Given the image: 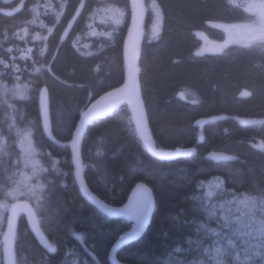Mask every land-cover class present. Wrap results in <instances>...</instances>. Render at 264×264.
<instances>
[{"label":"trees","instance_id":"16d2710c","mask_svg":"<svg viewBox=\"0 0 264 264\" xmlns=\"http://www.w3.org/2000/svg\"><path fill=\"white\" fill-rule=\"evenodd\" d=\"M117 1L126 12L123 26L109 37L101 32L97 39L86 35L97 0H0L2 78L9 82L7 72H15L31 87L28 98L18 103L25 117L38 118V102L45 93L49 133L43 125L36 126L34 141L57 161L56 171L47 169V222L41 226L52 249L42 245L21 212L15 223L12 264L13 254L26 264H62L72 249L84 250L87 263L110 264L113 242L132 228L126 221L103 216L84 200L73 181L66 145L84 108L123 82V41L130 15L128 0ZM153 1L159 9V32L147 38L145 16L139 62L148 129L158 150L195 151L170 161L152 157L138 140L125 106L86 129L83 176L96 197L118 207L137 183L153 194L143 236L117 253L126 264H168L167 256L195 237L197 223L204 220L195 200L202 183L216 181L214 200L264 195V149L251 144L256 140L264 144V124L237 122L264 118V43H230L218 53L195 54L201 45L197 32L222 42L224 32L218 25L249 22L253 15L228 0ZM211 116L225 118L206 124L197 144L193 122ZM211 151L236 159L216 164L205 158ZM259 244L262 254L264 242Z\"/></svg>","mask_w":264,"mask_h":264},{"label":"rangeland","instance_id":"374dc122","mask_svg":"<svg viewBox=\"0 0 264 264\" xmlns=\"http://www.w3.org/2000/svg\"><path fill=\"white\" fill-rule=\"evenodd\" d=\"M97 0L89 15L86 35L99 39L100 33L109 37L122 27L125 21V8L117 0ZM252 14L249 22L221 24L224 40L217 42L203 33L197 32L201 45L195 54L218 53L230 43L260 45L264 43V0H228ZM145 16L147 38L159 32V9L153 0H146ZM38 16V15H37ZM107 28L108 32H105ZM37 37V35H33ZM91 43L86 45L90 50ZM0 70V264H4L3 235L6 231L10 210L19 203L29 205L35 222L39 241L47 249L42 225L47 222V187L49 170L56 171V160L40 151L34 141L36 126L42 125L40 96L37 119L25 117L20 101L28 98L31 87L21 81L15 72H7L9 82L2 78ZM6 73V74H7ZM254 147L264 149V144L256 140ZM29 192V195H22ZM199 206L204 220L197 223L195 237L188 238L185 247L178 246L166 258L168 264H264V253L259 242H264V195L245 194L234 198L214 200L218 195L216 181L202 183L199 188ZM211 199L212 201H210ZM204 207V208H203ZM212 217V218H211ZM16 240V239H15ZM82 249L68 250L62 264H90ZM191 257L188 260V257ZM187 257V258H186ZM13 264H26L22 257L13 254Z\"/></svg>","mask_w":264,"mask_h":264},{"label":"water","instance_id":"95a60500","mask_svg":"<svg viewBox=\"0 0 264 264\" xmlns=\"http://www.w3.org/2000/svg\"><path fill=\"white\" fill-rule=\"evenodd\" d=\"M129 2L130 16L128 29L123 41L122 52L124 67L123 82L120 86L98 96L85 107L78 117L75 129L72 132L71 140L66 144L70 154L73 181L84 200L103 216L112 219H121L132 226L134 225L132 231L122 234L112 244L108 254L110 264H126L117 259V253L120 249L138 241L143 236L150 222L154 200L152 192L142 185H137L133 189L127 202L118 207L104 203L89 190L83 176L81 147L84 132L90 123L97 118L111 114L121 106H125L128 110L130 121L137 138L151 156L161 160H175L194 153V148H181L163 152L158 150L152 141L139 85V62L145 36L144 2L143 0H129ZM41 109L44 129L46 133H49L44 92L41 96ZM222 118V116L201 118L197 120L194 125L201 131L207 123L218 121ZM239 123L245 126L257 125L259 123H264V119L246 118L240 119ZM205 158L214 163L233 159L229 154L224 152H211L208 153ZM20 211L26 213L31 227L35 230V223L29 206L25 203L16 204L9 212L6 231L2 239L4 264H12L11 249L14 239L15 222L17 214Z\"/></svg>","mask_w":264,"mask_h":264},{"label":"bare ground","instance_id":"6f19581e","mask_svg":"<svg viewBox=\"0 0 264 264\" xmlns=\"http://www.w3.org/2000/svg\"><path fill=\"white\" fill-rule=\"evenodd\" d=\"M128 11H129V15H130V2H129V0H128ZM144 13H145V8H144ZM145 31V30H144ZM85 109V108H84ZM79 117V116H78ZM212 117V116H211ZM223 118L222 119H224L225 117L224 116H222ZM98 119V118H97ZM199 119H201V118H199ZM199 119H197V120H199ZM241 119H246V118H241ZM260 119H264V118H260ZM78 120V119H77ZM96 120V119H95ZM94 120V121H95ZM197 120H195L194 122H193V126L194 127H196L197 128V130H198V134H197V140H196V143L197 144H200L201 142H202V140H203V135H202V131H203V129L200 131L199 129H198V127L197 126H195L194 124H195V122L197 121ZM239 120L240 119H238L237 120V122L239 123ZM94 121H92L91 123H90V125L92 124V123H94ZM214 122H216V121H214ZM214 122H211V123H214ZM207 124H209V123H207ZM240 124V123H239ZM264 123H259V124H257V125H263ZM89 125V126H90ZM242 125V124H241ZM250 126H255V125H250ZM75 129V128H74ZM86 131V130H85ZM84 134H85V132H84ZM71 136H72V134H71ZM83 137H84V135H83ZM70 140H71V138H70ZM139 140V139H138ZM251 144H252V146H254V142H251ZM190 148H194V147H190ZM176 149H180V148H175V149H168V150H160V151H163V152H166V151H172V150H176ZM182 149H184V148H182ZM194 151H195V148H194ZM211 152H216V151H211ZM211 152H209V153H211ZM208 154V153H207ZM206 154V155H207ZM192 155V154H191ZM233 159H231V160H227V161H234L236 158L234 157V156H232V155H230ZM82 157V156H81ZM153 157V156H152ZM206 157V156H205ZM155 158V157H154ZM158 159V158H157ZM159 160H161V159H159ZM163 161H170V160H163ZM223 162H226V161H223ZM214 163V162H213ZM220 163H222V161H220ZM216 164H218V163H216ZM137 185H142V186H145V187H147L146 185H144L143 183H137L134 187H133V189L137 186ZM148 189H149V187H147ZM133 189H132V191H133ZM150 190V189H149ZM132 191H131V193H132ZM151 191V190H150ZM131 193L129 194V196L131 195ZM199 194H200V192L198 191V193L197 194H195V200H196V202L197 203H199L200 202V200H199V198H198V196H199ZM129 196H128V198H129ZM128 198L126 199V201L122 204V205H124L126 202H127V200H128ZM153 200H154V198H153ZM105 203V202H104ZM121 206V205H120ZM106 217V216H105ZM108 218V217H107ZM109 219H112V218H109ZM119 220H121V219H119ZM28 223H29V221H28ZM197 232V231H196ZM117 239V238H116ZM116 239H115V241H116ZM114 241V242H115ZM113 242V243H114Z\"/></svg>","mask_w":264,"mask_h":264},{"label":"clouds","instance_id":"9594fccd","mask_svg":"<svg viewBox=\"0 0 264 264\" xmlns=\"http://www.w3.org/2000/svg\"><path fill=\"white\" fill-rule=\"evenodd\" d=\"M21 194L22 195H29L30 193L29 192H22Z\"/></svg>","mask_w":264,"mask_h":264}]
</instances>
